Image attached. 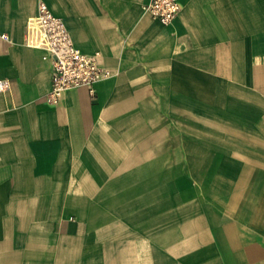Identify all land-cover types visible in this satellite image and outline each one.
Here are the masks:
<instances>
[{
    "label": "crops",
    "instance_id": "0c3cea01",
    "mask_svg": "<svg viewBox=\"0 0 264 264\" xmlns=\"http://www.w3.org/2000/svg\"><path fill=\"white\" fill-rule=\"evenodd\" d=\"M39 1L0 0V264H264V0H42L112 72L58 104Z\"/></svg>",
    "mask_w": 264,
    "mask_h": 264
},
{
    "label": "built area",
    "instance_id": "2783aa9c",
    "mask_svg": "<svg viewBox=\"0 0 264 264\" xmlns=\"http://www.w3.org/2000/svg\"><path fill=\"white\" fill-rule=\"evenodd\" d=\"M143 9L167 25L175 18L180 6L178 0H147ZM0 37L9 40V36L1 31ZM23 44L43 50V58L51 63L50 88L44 99L52 104H58L67 90L80 86L86 87L93 96L94 84L112 73L101 64L99 52L86 53L75 45L63 19L42 0L38 2L36 13L26 19ZM3 90L4 83L0 80V92Z\"/></svg>",
    "mask_w": 264,
    "mask_h": 264
},
{
    "label": "rangeland",
    "instance_id": "374dc122",
    "mask_svg": "<svg viewBox=\"0 0 264 264\" xmlns=\"http://www.w3.org/2000/svg\"><path fill=\"white\" fill-rule=\"evenodd\" d=\"M176 127V124H173ZM176 129V128H175ZM196 132H198V128H197V123H191L190 124V133H191V137H190V142H194L196 140H194L192 138V136H196ZM195 149H191V153L189 156V161L186 160L184 163H180L179 166V170L174 172V179H183L185 181V184L187 185L185 187L189 188V194L192 195H197L198 194V182L200 179H203V177H200L197 171L196 166L194 165V161L198 158L199 155L196 154V152H192ZM72 219V218H70Z\"/></svg>",
    "mask_w": 264,
    "mask_h": 264
},
{
    "label": "bare ground",
    "instance_id": "6f19581e",
    "mask_svg": "<svg viewBox=\"0 0 264 264\" xmlns=\"http://www.w3.org/2000/svg\"><path fill=\"white\" fill-rule=\"evenodd\" d=\"M104 79V78H103ZM100 80H102V79H100ZM100 80H98L97 82H99ZM95 86V85H94Z\"/></svg>",
    "mask_w": 264,
    "mask_h": 264
}]
</instances>
